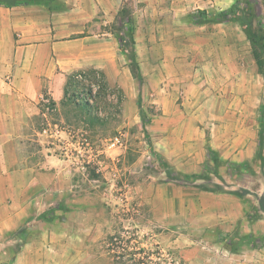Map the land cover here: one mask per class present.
I'll return each instance as SVG.
<instances>
[{"label": "rangeland", "instance_id": "obj_1", "mask_svg": "<svg viewBox=\"0 0 264 264\" xmlns=\"http://www.w3.org/2000/svg\"><path fill=\"white\" fill-rule=\"evenodd\" d=\"M235 1L125 0L86 31L117 38L121 61L70 75L59 105L41 100L36 127L67 174L0 237V264L260 263L264 66L248 33L263 30L237 16L264 22V0L223 14Z\"/></svg>", "mask_w": 264, "mask_h": 264}, {"label": "crops", "instance_id": "obj_2", "mask_svg": "<svg viewBox=\"0 0 264 264\" xmlns=\"http://www.w3.org/2000/svg\"><path fill=\"white\" fill-rule=\"evenodd\" d=\"M124 1L0 5V237L19 228L32 208H41L46 197L57 190L56 180L67 174L63 168L66 159L52 152L55 147L43 142L44 134L36 127V115L43 112L40 102L49 94L59 105L67 79L75 72H107L119 64L122 48L117 38L98 40L85 33L107 26ZM96 17L105 19L97 22ZM18 126L27 129V135H15ZM14 141L22 146L20 150L7 151L6 144ZM32 252L33 247L25 243L19 249V261L33 256ZM258 255L264 256V251ZM259 264H264V258Z\"/></svg>", "mask_w": 264, "mask_h": 264}, {"label": "trees", "instance_id": "obj_3", "mask_svg": "<svg viewBox=\"0 0 264 264\" xmlns=\"http://www.w3.org/2000/svg\"><path fill=\"white\" fill-rule=\"evenodd\" d=\"M47 2V1H53V0H1V3H3L5 6L11 7L13 5H18L20 3H28V2ZM242 10L241 7V0H236L235 3L227 10L223 11V14L227 15L229 13H233V14H237L238 12H240ZM199 13L205 15L206 11L205 10H200ZM259 14L255 13V10L253 7H249V11L246 12V10H244L242 15L237 16L239 19H241L242 21L246 22V20L249 19H253L254 16L258 19L257 23H258V29H262L263 33L262 34H255V33H251V31H249V36L251 38V41H253V43L257 42L260 44V55H259V60L262 61L263 66H264V22L262 19H260V17L258 16ZM248 24V23H247ZM249 26V25H248ZM260 147H259V154H262V148L264 147V131L261 130L260 133V143H259ZM246 163H242L241 165H245ZM193 177H199V174H193Z\"/></svg>", "mask_w": 264, "mask_h": 264}, {"label": "built area", "instance_id": "obj_4", "mask_svg": "<svg viewBox=\"0 0 264 264\" xmlns=\"http://www.w3.org/2000/svg\"><path fill=\"white\" fill-rule=\"evenodd\" d=\"M76 77H78V78H81L82 77V74L81 73H79V74H77L76 75ZM116 143L115 142H113V144L112 145H115Z\"/></svg>", "mask_w": 264, "mask_h": 264}]
</instances>
